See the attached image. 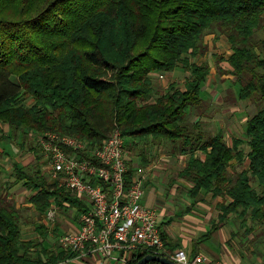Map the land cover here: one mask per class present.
Here are the masks:
<instances>
[{"label":"trees","instance_id":"16d2710c","mask_svg":"<svg viewBox=\"0 0 264 264\" xmlns=\"http://www.w3.org/2000/svg\"><path fill=\"white\" fill-rule=\"evenodd\" d=\"M216 33L231 46L226 73L235 77L236 100L257 109L246 121V140L232 143L221 130L209 135L200 128L211 65L192 58L207 53L204 36ZM179 68L189 73L185 87L172 82L154 98L153 75ZM195 106L201 109H193L199 114L191 121L188 109ZM1 124L9 128L6 139L55 131L94 147L118 126L128 148L169 142L174 153L187 155L180 176L191 197L212 192L223 199L222 220L234 215L246 224L249 217L247 228L261 225L264 232V0H0ZM75 155L96 162L89 152ZM127 165L129 188L136 170ZM11 177L3 193L20 184L30 189L40 221L53 203L83 211L81 199L50 181L40 164L33 170L14 163ZM25 222L22 209L0 194V264H60L76 255L46 245L49 228L42 222L35 226L41 239L24 238ZM153 252L121 255L135 264Z\"/></svg>","mask_w":264,"mask_h":264},{"label":"built area","instance_id":"2783aa9c","mask_svg":"<svg viewBox=\"0 0 264 264\" xmlns=\"http://www.w3.org/2000/svg\"><path fill=\"white\" fill-rule=\"evenodd\" d=\"M31 134L46 158L51 181L88 202L78 215V230L60 237L62 248L77 255L93 250L106 258L141 248L165 253L178 264H210L202 254L191 258L184 249L166 251L158 213L143 203L142 181L135 179L126 188L125 137L118 126L94 147L76 136L55 131ZM81 152H89L96 162L75 155ZM122 261L128 263L125 257Z\"/></svg>","mask_w":264,"mask_h":264},{"label":"crops","instance_id":"0c3cea01","mask_svg":"<svg viewBox=\"0 0 264 264\" xmlns=\"http://www.w3.org/2000/svg\"><path fill=\"white\" fill-rule=\"evenodd\" d=\"M219 42L228 45L230 49L228 56H226V59H228L232 54V50L227 37L225 36V38L217 39L216 43L218 44ZM179 69L170 72L169 76L165 73L163 78H173L178 74ZM156 75L157 74H154L153 77L156 78ZM3 125L4 124H1V127H3ZM147 145L149 144H145L144 147H147ZM142 155L143 162L145 163L144 165L148 164L147 161L149 158L154 157L152 155H147V153ZM179 156L181 165L177 171L178 178L173 179L171 176L168 185L169 189L167 190H165L166 185L160 179L161 176L155 171L152 172L151 168L143 171L140 167L137 168L136 166L135 168V166H133L136 170L134 180H143V203L156 209L159 216L160 232H164L167 235L168 241L173 245H166V251L174 252L177 249H184L191 258L198 254H202L210 264H264V232L262 228H260V226L255 227L253 230L252 227L247 228V226L253 224L251 222L242 224L240 220L234 218V215H229L222 220L220 218L222 213L220 204L223 199L222 197L214 196L212 192L201 190L195 197H191L189 194V182L180 176V173L186 166L187 155L180 154ZM160 159L162 161H170L169 156L163 153L160 154ZM126 160L127 162H131L128 161V158H126ZM44 164H46V161ZM42 169L46 173L43 166ZM161 174L168 176L170 173L167 171ZM153 180L156 185L155 189H152V195H150L147 192V186ZM172 184L174 185L172 186ZM177 187L179 190L183 189L182 192H184V201H182V203L185 205L183 207L181 205L182 203L180 204L181 196L175 192ZM14 189L12 188L9 190L11 193L10 198L12 199L14 196H17V192H21ZM22 189L27 191L29 199L32 194L31 190L26 186ZM76 196L81 199L83 210H85L88 206V202L82 197ZM28 199H25V201H28ZM15 204L20 209L22 208L21 205L32 207L29 201H14V205ZM73 208L77 209L79 213L81 212L78 206L70 205L66 202L63 206L53 203L47 215L43 216L41 221L38 220L35 222L36 225L42 222L49 228V236L46 245L49 240H53L54 238H56L59 244L58 241L63 234L78 230L80 227L79 214L75 213V211L73 212ZM50 212L53 213L52 216L49 215ZM22 226L27 227L28 225L23 224ZM29 226L27 227V230H29L27 234H24V228L22 227L23 236L26 239H31L32 237L29 235L37 231L34 224L30 229ZM25 235L27 236L25 237ZM39 239H41V237ZM122 257L120 253H116L113 257L106 258L102 257L97 251L87 249L84 255L76 254L74 257L60 264H124Z\"/></svg>","mask_w":264,"mask_h":264},{"label":"rangeland","instance_id":"374dc122","mask_svg":"<svg viewBox=\"0 0 264 264\" xmlns=\"http://www.w3.org/2000/svg\"><path fill=\"white\" fill-rule=\"evenodd\" d=\"M220 38H225V36L218 33L206 34L204 36V42L208 45L209 50L204 56L192 58V60L198 63L208 61L211 65V73L201 92L202 98L204 99L203 105L205 104V108L202 111L198 110L200 113L202 112L201 114H203L201 116L200 128L209 133V135L221 130L225 133L226 139L230 143H232L233 138L240 137L246 140V137L244 136L246 121L249 117L257 112V109L256 106L251 102L240 101L239 104V101L236 100L237 98L235 96V93L238 92V86L233 83V81H235V77L230 76L226 73V71L230 69L229 62L226 59V56H228V52L230 49L227 44H222L221 42H219L218 44L216 43L217 39ZM169 74L170 72L166 73L167 76H169ZM187 75L189 76V73L184 71L183 69H179L178 74L173 78H160L159 75H156V78H154L155 91L152 96L156 98L158 95L165 93L169 89V86L172 82H176L177 85L184 88ZM152 101H154V99H151V102ZM193 109H201V107H190L188 109V112L190 113V111H192ZM198 111H192V113L190 114L191 121H193L198 116ZM7 134H9L8 126L3 125V127H1L0 125V165L3 170L2 176L0 178V194H2L3 196L7 195L9 200L13 202V204L14 201L28 202L25 201V199H28L29 195L27 191H24V189H22L23 187H25L22 184L13 187V189L15 188L14 190L17 189L18 191H21L20 193L17 192V196H14L13 199L10 198V191H8L7 194L3 193L7 186V182L13 180L11 174L13 172L14 163L23 166H30L33 168V170L37 168V164H40L41 167L43 166V168L46 170L47 177H50V169H48L46 164H44L46 158L43 153L40 152V158L37 159L36 153L33 149H31V146H36L34 142L35 137H33L31 133L28 135V138L26 140L22 138L20 133L18 137L13 134L11 139H6L3 136H6ZM23 140L24 143H22ZM148 144L149 145H147V147H144L143 144L137 145L134 148H131V146L130 148H128V146H125V152L127 154L126 158H128V161H131L132 166H135V168L136 166L137 168L140 167V169L143 171L151 168L152 172L155 171L156 173H158L162 177H160V179L166 185L165 190H167L169 189L168 185L169 180H171V176L173 179L178 178L177 171L179 170V167L181 165L179 161L180 153L179 151L174 153L173 146L169 142L156 141L155 143L148 142ZM244 146L246 145L244 144ZM247 149L248 148L246 147V150ZM146 153L147 155H152L154 157L149 158L147 161L148 164L144 165L145 163L143 162L142 154ZM161 153L169 156L170 161H162L160 159ZM198 154H201V152L199 151ZM246 166L247 162L245 161L242 165H237L236 170H242ZM167 171L170 173L168 174V176L165 174H161L162 172ZM155 185L156 184L154 180L148 184L147 192L150 195H152V189H155ZM173 185L174 184H172V186ZM176 189L177 190H175V192L181 196V204L182 201H184V192H182L183 189L179 190L178 187ZM181 205L183 207L185 204L182 203ZM21 206L23 220L25 221L26 219H28V223L25 222L24 224H27L28 226L31 224L29 226L30 229L33 227V224L34 226L36 225V221H40V217L36 215L33 207H29L27 205ZM72 211H75V213L79 214V211H77V209L75 208H73ZM248 222L252 223V220L249 217ZM27 227H23L24 234H27L29 232V230H27ZM260 228H262L261 225ZM39 235L40 234L36 231V233H32L29 236L39 239ZM26 236L27 235H25V237ZM57 244L58 243L56 238L47 242V245L50 248H57ZM164 256L169 257V255Z\"/></svg>","mask_w":264,"mask_h":264},{"label":"water","instance_id":"95a60500","mask_svg":"<svg viewBox=\"0 0 264 264\" xmlns=\"http://www.w3.org/2000/svg\"><path fill=\"white\" fill-rule=\"evenodd\" d=\"M150 261H157L162 264H178L175 260L168 256L160 255V254H155V253H149L146 254L144 257H142L137 263L135 264H146Z\"/></svg>","mask_w":264,"mask_h":264}]
</instances>
